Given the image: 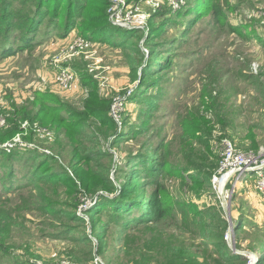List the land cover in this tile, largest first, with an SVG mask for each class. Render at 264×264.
<instances>
[{
  "label": "rangeland",
  "instance_id": "374dc122",
  "mask_svg": "<svg viewBox=\"0 0 264 264\" xmlns=\"http://www.w3.org/2000/svg\"><path fill=\"white\" fill-rule=\"evenodd\" d=\"M45 1L59 15L31 25L27 14L48 18L41 0H0L6 30L21 25L10 36H30L0 56V264H95L96 256L105 264L94 224L134 223L158 184L176 204L149 224H226L233 252L264 260L258 178L229 183L226 208L212 186L226 140L264 154V0ZM82 28L96 29L85 37ZM79 39L88 46L72 50ZM12 42L0 47L21 44ZM62 69L75 74V88L59 85ZM46 91L60 103L39 111L35 98ZM16 112L20 130L10 133ZM159 160L154 183L145 176ZM110 199L125 200L119 219L107 217L109 207L96 222Z\"/></svg>",
  "mask_w": 264,
  "mask_h": 264
},
{
  "label": "trees",
  "instance_id": "16d2710c",
  "mask_svg": "<svg viewBox=\"0 0 264 264\" xmlns=\"http://www.w3.org/2000/svg\"><path fill=\"white\" fill-rule=\"evenodd\" d=\"M208 0H206L207 2ZM41 6H44L47 12L46 17L41 18L38 15L27 14L23 18V24H31L38 22V19L44 21L47 19L49 23L53 16L59 15L55 10V3L49 4L45 0H41ZM44 3V4H43ZM206 4L205 2L202 5ZM46 5V6H45ZM72 12V9L69 10ZM45 13V11H43ZM50 14V16H48ZM78 14V13H77ZM219 15V12H216ZM70 16L66 11V16L63 18L59 24L63 26L68 24ZM4 21L3 17H0V43H5L6 41H13L12 43H21L17 47L8 46L0 47V56L7 57L9 55L15 54L19 49L28 46L29 37L25 32L22 33L19 38L12 37L10 34L14 33V28L18 30L21 28V25L11 26V30L7 31V25L2 24ZM108 24H100L98 30L103 31V33L108 30H111L112 27H108ZM103 27L102 29H99ZM39 29V28H38ZM83 29L85 37L89 36V33L96 28L91 30ZM34 30H37L34 28ZM33 30V31H34ZM93 35V33H92ZM15 38L10 40L9 38ZM90 37V36H89ZM97 37V35H96ZM260 84L264 85V82L261 78H257ZM36 101L39 104V111H49L54 109V107L60 103L59 100L50 92H45L41 96H36ZM93 100H96L93 98ZM216 107V104H215ZM93 110L97 115H102L106 122H108L109 116H103L106 114V111L103 109H97L96 106H92ZM56 113L61 115L63 109H66L64 104L62 107L56 108ZM26 112L25 119L33 120ZM231 115V118L229 116ZM229 114H224L225 123L231 124L234 122V112L229 110ZM18 113L16 112L15 116L12 117L10 133L20 130L16 125H18ZM35 117V116H34ZM71 121H74V116H71ZM10 123V118L8 119ZM83 127H86L85 125ZM81 129H86V128ZM87 131V130H84ZM249 135L252 134L251 131L248 132ZM156 159V158H153ZM153 162L150 161L148 165L149 172H146V179H151V182L157 183L160 177L159 169L162 168L163 164L159 160V166L154 168ZM219 165V164H218ZM47 167V166H46ZM218 168V167H217ZM148 171V170H147ZM216 172V171H215ZM209 174V173H208ZM133 184V183H132ZM159 193L155 194L154 198H148L144 200L147 203L146 209L148 212H145L139 218H136L134 223L129 224L131 219H128L121 224H109L111 222L110 218L107 220L106 224H94V235L98 240V254L103 255L105 264H244L247 262V258L242 254L235 253L230 248L227 240L225 239L226 224H149L157 222L163 214L173 211L172 207L176 204L174 197L167 195V192L164 190V186L158 184ZM133 189V186L130 188ZM128 190L127 192L131 191ZM143 199H146L143 198ZM109 202L103 205V208L100 207L96 209L94 217H96V222H100L102 214L107 213L106 209L112 207V214H108L107 217H112V222H116L119 219L120 214L122 213V208L126 204L125 200H116L110 199ZM190 211L195 213L196 210L194 205H188ZM0 210H3L1 208ZM130 212V211H129ZM93 213V212H92ZM199 215V214H198ZM138 220H141L138 222ZM224 221V220H223ZM4 222V219L1 220V224ZM138 223V224H137ZM140 223V224H139ZM242 224H238L236 229H241ZM6 226V224H4ZM103 234H99L101 230ZM3 233V230L0 231ZM117 233L114 235L113 233ZM1 234L2 238L0 240V249H4L7 246L5 237ZM87 241H90L87 239ZM219 246L215 250L216 246ZM257 264H264V260L258 262Z\"/></svg>",
  "mask_w": 264,
  "mask_h": 264
},
{
  "label": "built area",
  "instance_id": "2783aa9c",
  "mask_svg": "<svg viewBox=\"0 0 264 264\" xmlns=\"http://www.w3.org/2000/svg\"><path fill=\"white\" fill-rule=\"evenodd\" d=\"M89 42L86 39H79L72 45V50H84ZM59 85L64 89H73L78 84V79L70 69H62L58 77ZM246 173H252L259 180V189L264 193V154L255 156L254 153L248 151H239L236 149L232 141L226 140L218 171L212 178V186L217 191L218 197L225 200L228 199V185L239 182ZM224 188L222 191V185ZM227 233V237L229 236ZM252 257L248 258L246 264H254ZM58 264H72L68 260H62ZM95 264H104L99 256L95 257Z\"/></svg>",
  "mask_w": 264,
  "mask_h": 264
},
{
  "label": "water",
  "instance_id": "95a60500",
  "mask_svg": "<svg viewBox=\"0 0 264 264\" xmlns=\"http://www.w3.org/2000/svg\"><path fill=\"white\" fill-rule=\"evenodd\" d=\"M224 203H225V208H226V206L228 205V201L224 199ZM233 230H234V226H233V224L231 223V224H230V230H229V234H230V235L232 234Z\"/></svg>",
  "mask_w": 264,
  "mask_h": 264
},
{
  "label": "bare ground",
  "instance_id": "6f19581e",
  "mask_svg": "<svg viewBox=\"0 0 264 264\" xmlns=\"http://www.w3.org/2000/svg\"><path fill=\"white\" fill-rule=\"evenodd\" d=\"M223 188H224V184L222 185V191H224Z\"/></svg>",
  "mask_w": 264,
  "mask_h": 264
}]
</instances>
